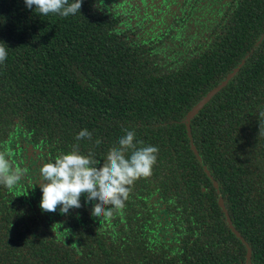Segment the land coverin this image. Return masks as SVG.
<instances>
[{
    "label": "trees",
    "instance_id": "16d2710c",
    "mask_svg": "<svg viewBox=\"0 0 264 264\" xmlns=\"http://www.w3.org/2000/svg\"><path fill=\"white\" fill-rule=\"evenodd\" d=\"M0 42V152L23 175L0 186V264H264V0H83L67 18L0 0ZM125 130L159 154L123 210H41L43 164L76 146L99 168Z\"/></svg>",
    "mask_w": 264,
    "mask_h": 264
},
{
    "label": "clouds",
    "instance_id": "9594fccd",
    "mask_svg": "<svg viewBox=\"0 0 264 264\" xmlns=\"http://www.w3.org/2000/svg\"><path fill=\"white\" fill-rule=\"evenodd\" d=\"M24 3L29 10L35 6L39 15L67 18L80 13L83 0H24ZM8 50L0 42V65L7 60ZM258 115L260 124H264V111ZM84 138H92L87 129L76 136L78 141ZM158 154V147L143 145V141H137L135 132L130 130H125L117 146L108 150L99 168L98 160L91 154L81 155L78 147L73 146L72 151L60 154L54 163L48 162L40 167L39 179L33 186L43 181L39 183L42 192L40 208L43 212L56 213L59 207V213L67 215L70 209L81 208V197L86 196V203L98 201L92 208L94 217H111L126 207L135 183L153 175ZM22 179V173L6 159V153L0 152V186L12 189Z\"/></svg>",
    "mask_w": 264,
    "mask_h": 264
},
{
    "label": "water",
    "instance_id": "95a60500",
    "mask_svg": "<svg viewBox=\"0 0 264 264\" xmlns=\"http://www.w3.org/2000/svg\"><path fill=\"white\" fill-rule=\"evenodd\" d=\"M237 71V69L235 70V72ZM232 76L229 75L228 79H230V77ZM226 82H223L221 83L218 87H216L215 89L211 90L209 93H207L204 98L195 106L193 107L187 114H186V117H185V124H186V128L187 130H189V121L190 119L196 115L200 110L201 108L205 105V103H207L211 97L216 94L224 85H225ZM194 152L196 153V151L194 150ZM220 206H222V204L220 203ZM249 255V254H248Z\"/></svg>",
    "mask_w": 264,
    "mask_h": 264
}]
</instances>
